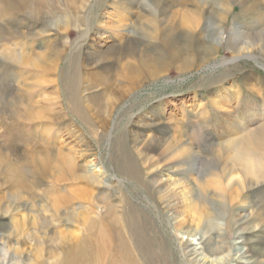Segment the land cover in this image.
<instances>
[{
    "label": "rangeland",
    "instance_id": "obj_1",
    "mask_svg": "<svg viewBox=\"0 0 264 264\" xmlns=\"http://www.w3.org/2000/svg\"><path fill=\"white\" fill-rule=\"evenodd\" d=\"M64 1L0 0V264H90L71 253L99 218L86 207L109 196L106 176L141 261L146 245L185 264L173 225L197 229L205 213L220 246L244 241L233 257L249 250L243 264H264V181L230 166L240 148H264V0ZM170 30L180 47L194 40L182 69ZM138 59L165 66L152 79ZM226 142L231 154L218 156ZM181 144L191 158L177 156ZM62 157L99 179L56 181L46 164Z\"/></svg>",
    "mask_w": 264,
    "mask_h": 264
},
{
    "label": "bare ground",
    "instance_id": "obj_2",
    "mask_svg": "<svg viewBox=\"0 0 264 264\" xmlns=\"http://www.w3.org/2000/svg\"><path fill=\"white\" fill-rule=\"evenodd\" d=\"M35 1H39V0H35ZM65 1L67 2L66 4H68L71 9H76L75 7L77 4L76 0H65ZM65 22L66 21H63L61 19L58 21V23L60 24L61 23L65 24ZM152 24L153 26L155 25V23H152ZM188 25L190 27V30H192L193 32V30L195 29L194 26L196 25H193L191 22H188ZM170 31L171 33H169V35H167L165 38V42H166L165 45L167 47V50L170 51V58L172 59V62L181 61L182 64L178 69H182V67L184 68L185 66L191 63L187 54H185V51L187 50L188 52H191V53L194 51V46H193L194 40L192 39L191 36H188L186 37V40H185L186 45L184 47H180L177 45L178 42L177 44H175L174 37H173V31L172 30ZM202 53L205 56L204 60L205 61L207 60L206 62L212 61L213 56L215 54V47H212L211 45H206V47L205 46L203 47ZM147 62L148 61L144 59H138L137 63H134L137 66L136 70L141 69L140 73L144 74V72H146L149 74V76H152V79L157 78L158 77L157 71H162L165 65L160 64L158 61L157 63L159 64L156 63L155 64L156 66H150V63L149 62L147 63ZM129 67L130 66H124V71H126V73L130 71ZM137 72L132 73V77H133L132 79H134V81L132 82L133 84L131 85V87H134V88H136L137 85H139L138 80H136V77L139 76ZM72 105L74 106V108L77 107L76 103H72ZM231 142L229 143L226 142V144H222V146L224 147L222 148V151L218 153L217 155L221 157L230 155L231 154L230 148L232 145L230 144ZM181 145H182L181 149L178 150L177 156L183 159H186V160L188 157L191 158L192 155L194 154V151L191 148L186 147L183 144ZM244 146L247 147L246 145ZM262 151L251 150V149H248V147L240 148L238 151H236L237 154H235L234 158L232 159L230 166L236 168V170L241 169L240 171L243 174V178L245 177L246 181L247 180L249 181L250 179L251 182L255 181V182L262 183L261 180L264 181V152ZM229 157L230 156H228V159ZM61 160H63L64 162L62 166H61ZM144 160L145 158L143 155V162ZM93 162L95 166L96 164L99 163V159L96 157L91 163ZM46 165L50 166V168L56 169V173L59 171L58 175L54 173V175H56V178H55L57 179L56 181L65 182L66 180L67 181L76 180V181L87 183V182H90V180H92L93 178L94 180H96V177L97 178L100 177L99 175H96L95 177L87 176L88 172H86L84 176H77L76 173L78 170H80L79 167H77L71 159H66L65 157L60 158V160L56 159V164L47 163ZM46 165L44 166L43 169L45 170L50 169ZM99 165H101V163H99ZM102 168L105 169L103 165H102ZM128 169L131 170V168H128ZM42 173H44V171H42ZM104 178L107 181L105 183L106 186H104L105 185L104 179H103L104 180L103 182L100 181L101 182L100 185H103V187L108 191L109 196L105 198L91 197L89 199L88 201L89 203L87 205L88 207H86L87 211L97 212L99 218L90 219L87 236L83 240H81L80 243L77 244V246H74V248H72V253L71 252L70 253L72 255L73 253H75L77 257H74V258H78L79 261L85 260V259L90 260L89 261L90 264H105L107 262H109L110 264H145V263H142L144 261H146L147 264H164V261H163L164 256L160 257L158 254H155L153 250H150L148 246L146 245L137 249L139 253L144 256V257L142 256L143 257L142 261L137 257L136 250H134L135 247L133 246L132 248V244H130V241L126 237V234L123 232V228H125L126 226V222L124 221V217H125L124 213L126 211H124L123 215L117 214L116 208L112 204H110V202L107 200L108 197H111L110 194L113 192L114 187H112L111 184L114 183V180L109 178L108 176ZM137 180L139 179L137 178ZM210 181L212 182L214 181V179ZM118 183H121V181H118ZM206 186L204 188H206ZM198 202H199L198 204L202 205V207L198 205L197 214L199 211L201 210L203 211V208L204 209L206 208V206L209 204V200L207 196L203 194L202 196L198 197ZM204 214L200 213L199 215H196V218L193 221V224L197 226V229H193V225H189V224L187 225L185 221L183 222L176 221L173 225V232L176 234L178 238L177 239L178 242H180L178 243L179 244L178 249H180V254L182 255L181 257L184 258L183 259L184 263L186 262L187 264H227L228 262L229 264L231 261H234L236 264H243L244 262H242V260L249 258L248 256L249 250H247L245 253L235 258L233 257L232 253L234 251H237V247L243 244L244 241L235 242L234 244L226 245L227 247L223 245L220 246L218 242L216 241V239L213 238L212 235H209L210 231L212 232V229H208L205 232L203 231L204 228L202 226L203 224L202 219L204 216H206ZM200 228L201 229L203 228V229L201 230ZM180 235H182L183 238L179 240ZM185 237H187V240H185ZM238 239H242V238L239 237ZM137 242L139 243V241ZM225 249L228 250L227 255L223 254L225 253L224 252Z\"/></svg>",
    "mask_w": 264,
    "mask_h": 264
}]
</instances>
